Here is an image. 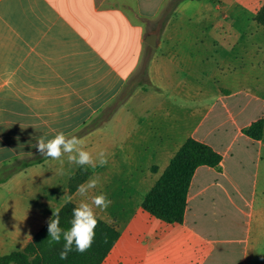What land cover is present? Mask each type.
<instances>
[{
    "label": "crops",
    "instance_id": "0c3cea01",
    "mask_svg": "<svg viewBox=\"0 0 264 264\" xmlns=\"http://www.w3.org/2000/svg\"><path fill=\"white\" fill-rule=\"evenodd\" d=\"M263 5L0 0V172L40 155L42 135L95 125L80 137L97 159L96 168L85 165L88 180L99 177L88 196L107 194L112 203L97 218L121 234L103 264H264V136L244 132L264 119V28L255 20ZM246 9L248 21L240 18ZM150 33L159 45L146 83L128 93ZM190 138L223 159L197 169L184 223L168 224L142 205ZM67 157L0 183V256L24 250L68 201L79 205L69 184L81 166ZM113 187L125 192L114 197Z\"/></svg>",
    "mask_w": 264,
    "mask_h": 264
},
{
    "label": "trees",
    "instance_id": "16d2710c",
    "mask_svg": "<svg viewBox=\"0 0 264 264\" xmlns=\"http://www.w3.org/2000/svg\"><path fill=\"white\" fill-rule=\"evenodd\" d=\"M170 15L169 12L165 13L167 20ZM255 20L264 28V5L257 12ZM95 128V125L86 126L74 135L80 138ZM244 132L252 139L261 140L264 136V119L253 123ZM46 159L38 155L28 159H18L16 162L5 165L0 172V183L6 182L16 173L42 163ZM222 159V155L210 145L194 138L188 139L160 180L145 197L143 209L151 216L168 224L184 223L188 195L197 169L201 166L218 167ZM91 174L92 171L89 167H81L70 180L69 194L74 195L78 187L84 184ZM76 206L78 205L73 201H68L59 210L61 227L65 230L70 227L72 210ZM97 219L98 225L95 229L94 242L91 248L84 253L77 252L73 246V250L68 254L67 259L61 260L60 252L65 241L62 237L60 243L51 242L50 237H48L47 224L24 250L13 251L10 254L0 256V264H103L115 248L121 234L115 226L100 218Z\"/></svg>",
    "mask_w": 264,
    "mask_h": 264
},
{
    "label": "clouds",
    "instance_id": "9594fccd",
    "mask_svg": "<svg viewBox=\"0 0 264 264\" xmlns=\"http://www.w3.org/2000/svg\"><path fill=\"white\" fill-rule=\"evenodd\" d=\"M37 152L45 158L52 160H60L64 154H68V162L75 163L81 167L85 165L91 166L93 169L97 167V159L93 158L90 151L83 149V141L71 133L57 131L53 138L48 139L46 135H42L36 139L34 145ZM32 155V153H29ZM98 164L103 166L107 164V158L103 151L98 154ZM99 182V177L90 178L86 183L81 184L77 192L85 195L91 189H95ZM71 198H69L70 200ZM112 201L108 199L106 193H100L91 198L90 201H82L72 210V219L70 227L64 229L61 227L59 210L53 212V217L48 221L47 232L51 242L60 243L61 238L65 241L63 249L60 252V259L66 260L68 254L73 250L84 253L91 248L98 225L96 209L106 210Z\"/></svg>",
    "mask_w": 264,
    "mask_h": 264
},
{
    "label": "rangeland",
    "instance_id": "374dc122",
    "mask_svg": "<svg viewBox=\"0 0 264 264\" xmlns=\"http://www.w3.org/2000/svg\"><path fill=\"white\" fill-rule=\"evenodd\" d=\"M240 18L242 20L248 21V19L252 18V10L246 9V13L242 14L240 16ZM151 28H152L153 31H158L160 29L159 27H156V26H150L149 29H151ZM190 28H192V27H188L187 32H190V30H191ZM153 51H154V47H152V46H150L149 44L146 43V47H145L144 54H143L144 60L142 62V65H141L139 71L130 80L129 92L128 93L133 91L138 85H142V84L146 83V80H147V75H146L147 66H148V62L151 59ZM208 52H211V50H208ZM123 97L124 96L119 97V99L105 111L106 113L103 115L104 118L110 116L111 114L114 113V111L116 109H118V107H119L118 104L123 99ZM112 190H113L114 197L120 196L121 192H122V194L125 192L124 188H121V187H113ZM131 192L132 191L129 190L130 194H131ZM79 200H80V202H82V201H90L88 193H86L83 196L79 194Z\"/></svg>",
    "mask_w": 264,
    "mask_h": 264
},
{
    "label": "water",
    "instance_id": "95a60500",
    "mask_svg": "<svg viewBox=\"0 0 264 264\" xmlns=\"http://www.w3.org/2000/svg\"><path fill=\"white\" fill-rule=\"evenodd\" d=\"M145 42L152 47H157L159 45V35L150 33L146 36Z\"/></svg>",
    "mask_w": 264,
    "mask_h": 264
}]
</instances>
